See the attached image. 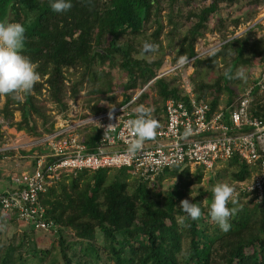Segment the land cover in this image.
Listing matches in <instances>:
<instances>
[{"label": "trees", "instance_id": "trees-1", "mask_svg": "<svg viewBox=\"0 0 264 264\" xmlns=\"http://www.w3.org/2000/svg\"><path fill=\"white\" fill-rule=\"evenodd\" d=\"M242 1L253 8L264 4V0H70L69 11L56 13L50 6L53 0H0V21L25 26L22 54L38 65L41 76L30 94L0 96V116L17 131L42 136L54 131L51 105L67 114L69 101H77L85 92L90 112L98 114L131 102L152 82L131 105L137 110L135 119L144 107L159 120L167 100H188L178 77L157 78L166 56L171 55L172 65H178L181 56L195 58L197 43L212 32H219L224 43L192 61L191 89L197 98L209 101L212 111L223 103V96L226 107L231 106L240 90L253 82L254 67L264 61L262 25L232 38L229 17L220 14ZM257 12L255 8L243 16L255 18ZM243 16L232 19L235 29ZM145 42L156 45V51L145 52ZM115 69L124 75L119 100L114 95ZM212 69L219 74L207 80ZM238 70L243 77L225 75L235 77ZM250 112L264 119V95L253 94ZM5 137L0 131V142ZM97 140L98 133H90L85 142L94 146ZM224 168L230 171V183L248 180L259 170L239 157L226 161ZM203 171L197 166L192 179L190 166H174L152 183L132 176L126 168L64 175L40 196L47 217L58 226L52 232L57 248H38L27 231L35 230L25 225L28 229L19 244L15 237L0 239V264H58L59 260L61 264H264V196L258 201L252 193H240V210L229 218L228 232L209 215L211 188L189 201L201 207L199 220L180 208L190 186L201 182ZM168 179L177 182L165 191ZM13 219L14 214L7 217L0 212V234ZM24 252L31 255L30 261Z\"/></svg>", "mask_w": 264, "mask_h": 264}, {"label": "built area", "instance_id": "built-area-1", "mask_svg": "<svg viewBox=\"0 0 264 264\" xmlns=\"http://www.w3.org/2000/svg\"><path fill=\"white\" fill-rule=\"evenodd\" d=\"M258 22H248L244 30L239 27L242 32L235 33L232 38L255 29ZM223 43L219 42L213 48L197 49L196 57L206 56ZM254 70L253 82L236 103L228 107L222 103L215 111L208 100L193 94L190 83L183 85L188 100L169 99L165 102L164 114L156 119L160 124L156 139L146 141L144 150L136 155L127 151L132 139L128 121L134 120L137 113L131 105L134 100L98 114L84 109L79 99L69 101L67 114L51 105L54 131L36 137L20 133L16 138L22 148L31 142L35 146L29 149L32 151L29 155L33 157L32 168L12 174L10 180L14 186L0 194V212L14 214L16 220L36 231L56 233L58 226L47 217L40 196L64 175L126 168L132 176L152 183L170 167L202 166L205 171H211L234 157L259 169L250 179L233 184L237 193H252L261 201L264 196V119L252 116L250 104L255 92L264 95V61ZM161 76H164L162 72L158 77ZM109 124L113 128L106 132ZM0 127L10 128L2 116ZM186 130L191 132L187 137L184 136ZM90 133H98L94 146L85 142Z\"/></svg>", "mask_w": 264, "mask_h": 264}, {"label": "clouds", "instance_id": "clouds-1", "mask_svg": "<svg viewBox=\"0 0 264 264\" xmlns=\"http://www.w3.org/2000/svg\"><path fill=\"white\" fill-rule=\"evenodd\" d=\"M50 6L56 13L67 12L73 7L70 0H53ZM25 33L26 28L21 23L0 21V96L20 98L22 95L30 94L35 84L41 80L37 71L38 65L22 54L25 47ZM156 49V45L148 42L143 45L145 52H155ZM187 62L188 58L181 56L178 64L184 65ZM225 75L227 78L233 79L243 77L244 73L242 70H238L235 77L230 73H225ZM109 117H112L111 112ZM128 126L132 139L128 144L127 151L130 155H136L144 150L146 141L156 139L160 124L158 120L151 117V109L141 107L138 109V117L129 120ZM112 128L113 125L109 124L106 132ZM190 134V130H186L184 136L187 137ZM212 193L213 201L209 211L211 220L216 222L223 232H228L231 229L229 218L240 210L239 194L235 186L228 183L216 184ZM229 204L232 205L231 208ZM180 208L192 220H199L203 215L201 207L196 203L189 202L188 199L181 201ZM179 219L183 223V219Z\"/></svg>", "mask_w": 264, "mask_h": 264}, {"label": "rangeland", "instance_id": "rangeland-1", "mask_svg": "<svg viewBox=\"0 0 264 264\" xmlns=\"http://www.w3.org/2000/svg\"><path fill=\"white\" fill-rule=\"evenodd\" d=\"M257 9V15L255 18H250V19H245L244 16H246V14L248 13V11L252 10V9ZM250 7L247 5V1H242L241 3L230 7V8H223V11L220 13L223 17H229L228 18V24H230L229 28H228V33L229 36H232L234 34V32L236 34H240L242 32V30H240L239 27H242L243 30L246 29L248 27V22L251 23H255L256 21H259L258 24L262 25V29L264 32V4H262L259 7ZM244 15V16H243ZM242 17V23L235 29V26L231 23L232 19H235L237 17ZM248 20V21H247ZM257 29H260L257 28ZM260 31H256L255 33H259ZM223 42V38L221 37V34L219 32H212V33H208L207 36L203 39H200L199 42L197 43V49L203 48V49H208L209 47L212 46L216 47V45H218V43ZM164 45H167V40L164 42ZM220 48H215L214 50H212L210 53L206 54L209 55L215 51H217ZM171 55L166 56V60L163 64V66L161 67L160 71L164 74V76L167 77H178L179 80L178 82H180L181 84H183L184 86L187 83H190V79H191V75L194 71L193 68V63L192 62H188L184 65H172L171 63ZM256 68V66L254 67ZM253 68V69H254ZM159 71V73H161ZM254 71H252V76L254 75ZM219 74L218 70H214L212 69L210 71L209 76H207V80H212L213 78H215L217 75ZM112 79H113V83L116 86L117 91H115V97L117 98V100L120 99V94L118 92V90L121 88V84L124 81V75L122 73V71H120L119 69H115L112 71ZM251 80H253V77L250 78ZM250 85V84H249ZM100 86V85H99ZM245 88V87H244ZM89 89V88H88ZM244 92L243 89L240 90L239 92V97L241 96V94ZM83 92L81 94V97L79 99V101L81 102V105L84 109H88L89 110V104H88V99L86 96H84ZM155 95V93H153ZM137 96V95H136ZM238 97V98H239ZM237 98V100H238ZM108 99L105 98L102 100V103L107 101ZM225 100H226V96H223V104H225ZM236 100V101H237ZM3 105V98L2 101L0 102V106ZM153 111H151V117L153 116ZM16 118L17 120L20 119V114L16 113ZM4 126H7V124H5ZM13 128V127H11ZM9 129V128H8ZM5 130L6 133V137L5 140L3 142H0V154H3L2 157H0V191H6L10 188H12V186H14L13 182L10 180L12 174L17 173L25 168H32V166L29 167V165L27 166V163L33 161V157H31V155H29L31 152L29 151V149L31 148V146H33V148H35V146L33 145V143L31 142V145L29 146H25L24 148L20 147V144L17 142L16 138L20 137V133H25L24 131L16 133V134H10L9 132L7 133V129H5L4 127H0V131ZM26 135V133H25ZM27 136L29 137L30 135L27 134ZM31 137V136H30ZM26 140L29 141V138H26ZM28 143V142H26ZM14 150V151H13ZM9 151H13L11 153H9ZM22 151H26L27 154H23ZM226 166V162H222L220 163L215 169L211 170V171H203V177L201 182H195L194 184H192L190 186V192H188V194L186 195L185 199H188L189 201L192 199V197L196 196L199 194V192L202 189H206L207 187L211 188V190L213 189V187L218 184V183H228L230 185L235 184L234 183H230L231 182V178H230V171L225 172L224 171V167ZM195 171H196V167L195 168H190V178L194 179L195 178ZM212 179V182H209V180ZM177 182V179H168L164 181V189L165 191L170 189L175 183ZM192 193V195H191ZM7 217L10 216V213H6L5 214ZM12 216V215H11ZM25 225L22 224L20 221L13 219L10 223H8L6 226L2 227V234H0V239L4 242H6L7 239H9L10 237H15V243L19 244L22 240V233L24 230H27L28 227H24ZM29 232V234L32 235V238L35 239L36 245L38 248H42V249H47V248H51V247H55L56 243L54 242L55 236H53L52 233H45L43 231H34V233H30V230H27ZM76 253V250L72 249L71 254L74 255ZM24 256L25 258H28V260H31V255H29L28 252H24ZM75 259H77V257H75ZM76 261V260H75ZM49 262H46L44 264H48ZM58 264L60 263V260L57 262ZM56 264V263H55Z\"/></svg>", "mask_w": 264, "mask_h": 264}, {"label": "crops", "instance_id": "crops-1", "mask_svg": "<svg viewBox=\"0 0 264 264\" xmlns=\"http://www.w3.org/2000/svg\"><path fill=\"white\" fill-rule=\"evenodd\" d=\"M8 132H9L10 134H16V133H18V131H17L15 128H11V127L8 129L7 133H8ZM19 132H22V131H19ZM28 165H29V167H30L31 164L28 162V163H27V166H28ZM27 168H28V167H27ZM27 168H25V169H27Z\"/></svg>", "mask_w": 264, "mask_h": 264}, {"label": "water", "instance_id": "water-1", "mask_svg": "<svg viewBox=\"0 0 264 264\" xmlns=\"http://www.w3.org/2000/svg\"><path fill=\"white\" fill-rule=\"evenodd\" d=\"M157 78H159V77H157ZM152 82H150L149 84H151ZM149 84L143 89V90H145V89H147V87L149 86ZM142 90V91H143ZM142 91L140 92V93H138V95L134 98V100L142 93Z\"/></svg>", "mask_w": 264, "mask_h": 264}]
</instances>
